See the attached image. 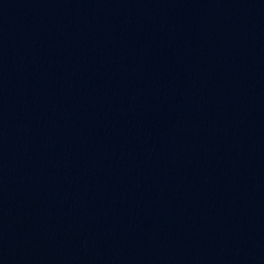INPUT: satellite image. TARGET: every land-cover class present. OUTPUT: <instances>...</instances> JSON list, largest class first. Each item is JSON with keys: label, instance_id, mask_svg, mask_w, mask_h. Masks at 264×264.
<instances>
[{"label": "water", "instance_id": "water-1", "mask_svg": "<svg viewBox=\"0 0 264 264\" xmlns=\"http://www.w3.org/2000/svg\"><path fill=\"white\" fill-rule=\"evenodd\" d=\"M0 264H264V0H0Z\"/></svg>", "mask_w": 264, "mask_h": 264}]
</instances>
